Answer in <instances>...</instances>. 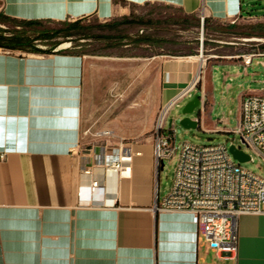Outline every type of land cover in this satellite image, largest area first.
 Returning <instances> with one entry per match:
<instances>
[{"label": "crops", "instance_id": "0c3cea01", "mask_svg": "<svg viewBox=\"0 0 264 264\" xmlns=\"http://www.w3.org/2000/svg\"><path fill=\"white\" fill-rule=\"evenodd\" d=\"M166 4L187 15L230 22L249 17L243 0H0V12L20 19L110 20L128 7ZM226 43V42H225ZM229 51L200 55H156L158 106L164 108L196 81L202 106L191 117L207 133L231 132L240 121L242 100L264 95V45L253 52L229 42ZM10 52L0 48V264H264V214H244L238 223L235 256H221L200 237L190 212L154 209L153 152L138 151L132 171L116 196L93 189L103 169L85 174L93 153L83 148L85 56ZM188 96V97H189ZM235 98V124L218 117L219 98ZM230 101V100H229ZM173 121V120H171ZM170 121V122H171ZM86 194L79 198V188Z\"/></svg>", "mask_w": 264, "mask_h": 264}, {"label": "rangeland", "instance_id": "374dc122", "mask_svg": "<svg viewBox=\"0 0 264 264\" xmlns=\"http://www.w3.org/2000/svg\"><path fill=\"white\" fill-rule=\"evenodd\" d=\"M243 4L244 12L249 11L256 16L237 22L234 28L229 27L230 22L209 20L207 17L202 21L201 16H197L200 25L193 26L190 24L191 18L177 7L146 4L130 6L124 14H118L108 21L95 16L81 19L79 25L87 31L86 38L74 36L71 40L59 36L35 41L43 49L59 41L57 47L61 45V50L85 56V117L81 146L89 149L94 146L114 147L122 143L132 147L135 152H153L156 127L163 111L157 104L156 83L160 63L154 57L160 54L200 55L202 36L206 57L215 52L229 51L231 45L226 44L229 42L245 43L240 47L260 51L261 44L264 45V27L259 26L264 25V0H243ZM125 17L134 22L127 21L114 27ZM205 19L208 20L207 29H204ZM58 27L54 23H46L42 28ZM248 32L253 35H247ZM37 34L30 32L32 37ZM13 51L27 52L19 49ZM197 94L193 92L168 112L167 129L173 120L176 146L184 142L195 145L222 143L230 149L235 144L252 157V160L241 162L242 167L264 176L263 159L242 142L240 135L232 131L207 133L201 128L186 129L180 125L183 107ZM219 100L216 116L225 113L231 118L233 127L235 98ZM177 159V155L165 159L158 181L155 175L160 198L171 189Z\"/></svg>", "mask_w": 264, "mask_h": 264}, {"label": "built area", "instance_id": "2783aa9c", "mask_svg": "<svg viewBox=\"0 0 264 264\" xmlns=\"http://www.w3.org/2000/svg\"><path fill=\"white\" fill-rule=\"evenodd\" d=\"M205 16H201L202 21ZM204 38H201L200 56ZM59 50L55 48L54 51ZM10 52L11 50L5 49ZM21 54L25 52L19 51ZM257 52L239 54L227 59L242 58L250 64ZM196 81L180 91L162 111L153 143L155 175H160L165 159L177 155L174 180L169 193L160 198L156 183L154 209L164 212H190L198 221V232L217 255L233 257L238 250V223L241 215L264 214V176L256 174L235 162L229 148L222 143L195 145L184 142L176 146L173 121L167 129V115L171 108L188 97ZM240 121L232 130L240 135L244 144L254 149L264 161V95L250 94L241 102ZM91 148L90 150H92ZM132 147L120 144L103 146L100 153H93L91 164L83 167L85 174H92L97 167L103 169V178L96 180L93 189L102 188L109 198L116 196L122 176L124 158L136 156ZM141 153V152H140ZM6 153H0V160ZM249 160H252L250 156ZM164 167V166H163ZM163 169V168H162ZM86 189L79 188V198Z\"/></svg>", "mask_w": 264, "mask_h": 264}, {"label": "trees", "instance_id": "16d2710c", "mask_svg": "<svg viewBox=\"0 0 264 264\" xmlns=\"http://www.w3.org/2000/svg\"><path fill=\"white\" fill-rule=\"evenodd\" d=\"M187 16L191 18L190 24H193V26L200 25V20L196 15ZM80 20L81 19H77L76 21H53L49 19H20L7 16L0 12V48L10 50L19 49L35 53L53 52L60 43L59 41L53 43L52 47L48 49L40 48L35 41L49 40L59 36L66 39L71 38V40L76 36L78 38H86L88 33L82 26L79 25ZM127 21L134 22L132 19L130 20L128 17H125L121 22L116 23L114 27L120 26ZM207 22L208 20L205 19L204 29L208 28ZM46 23H54L59 25V27L54 29L42 28ZM259 26L264 27V25L261 24ZM229 27L234 28L235 26L229 25ZM30 32L38 34L35 37H32ZM246 34L249 36L253 35L252 32H248Z\"/></svg>", "mask_w": 264, "mask_h": 264}, {"label": "water", "instance_id": "95a60500", "mask_svg": "<svg viewBox=\"0 0 264 264\" xmlns=\"http://www.w3.org/2000/svg\"><path fill=\"white\" fill-rule=\"evenodd\" d=\"M59 49L62 48L61 45L58 47ZM202 95L197 94L191 99L182 109L181 115L182 117L179 118V123L181 126L185 127L186 129L191 128H198L199 119H193L191 116L197 112V108L202 106ZM243 142V141H242ZM230 152L233 155L234 159L238 160L239 163L249 160L250 156L246 154L239 146L232 144L230 146ZM163 164H161V169L163 168ZM159 174L157 175L158 181ZM158 184V183H157Z\"/></svg>", "mask_w": 264, "mask_h": 264}, {"label": "bare ground", "instance_id": "6f19581e", "mask_svg": "<svg viewBox=\"0 0 264 264\" xmlns=\"http://www.w3.org/2000/svg\"><path fill=\"white\" fill-rule=\"evenodd\" d=\"M164 113H165V111L163 112L162 115H164ZM140 154H141L140 152L136 153V155H140ZM132 160H133V158L132 159H130V158H124L123 159V163H122V170H123L122 176H125V175L128 176L131 173V171H132V167H131Z\"/></svg>", "mask_w": 264, "mask_h": 264}]
</instances>
